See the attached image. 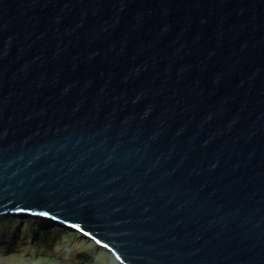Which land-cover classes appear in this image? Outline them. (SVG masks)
I'll return each instance as SVG.
<instances>
[{"label": "water", "instance_id": "1", "mask_svg": "<svg viewBox=\"0 0 264 264\" xmlns=\"http://www.w3.org/2000/svg\"><path fill=\"white\" fill-rule=\"evenodd\" d=\"M120 264H264V0H0V217Z\"/></svg>", "mask_w": 264, "mask_h": 264}, {"label": "rangeland", "instance_id": "2", "mask_svg": "<svg viewBox=\"0 0 264 264\" xmlns=\"http://www.w3.org/2000/svg\"><path fill=\"white\" fill-rule=\"evenodd\" d=\"M2 219L5 221L4 223L9 224L11 221L14 220H19L16 224L15 227V235L14 238H16L18 231H21V227L25 230L26 232V241L25 243H28L30 248H27L25 251L28 256H31L32 260H37L36 263L30 262L28 258H23V262L18 263V258L14 254L7 253L4 255L3 253L1 254L2 251H0V258H5V259H10L13 261H17V264H45L44 259L48 258L47 260H53L56 259L58 260V263H53V264H64L66 261H70V263H73L72 261L76 259V257L81 258L84 261V257L87 256L88 252L94 253V256L91 257V263L93 264H111V261L105 257V255L108 254L102 251L103 249H94L93 244L91 242H87L86 240L81 239L80 237L74 236L75 232L72 233H66L62 235V238L60 241V244H56L58 240H56L54 243L49 244L50 242H47L45 246H41V248H38L37 241L33 240V236L35 235L34 232L32 231V228L35 229V227L38 229V233H42V227L36 225V221L39 220V218H31V217H12V216H3ZM48 221V220H47ZM46 225V227H53L52 229H49L51 231V234L49 236V241L53 240V236L56 235L57 231L59 229V226L56 223H50L47 225V222H43L42 226ZM14 230V229H13ZM38 234V236H40ZM13 234L7 236H1L0 237V247L3 244L7 243H12L11 241H14ZM18 239V237H17ZM33 241H32V240ZM17 242L16 247H14L15 250H19L20 247L17 246H22L24 245V241L22 243L19 242L18 240L14 241V243ZM15 246V245H14ZM46 247V248H45ZM19 253V252H18ZM20 253H23L20 251ZM69 254H77L74 258H71ZM109 255V254H108ZM110 256V255H109ZM111 257V256H110ZM53 258V259H52ZM54 261V260H53ZM82 261V262H83ZM84 264V263H80Z\"/></svg>", "mask_w": 264, "mask_h": 264}, {"label": "clouds", "instance_id": "3", "mask_svg": "<svg viewBox=\"0 0 264 264\" xmlns=\"http://www.w3.org/2000/svg\"><path fill=\"white\" fill-rule=\"evenodd\" d=\"M8 216H12V217H19V218H21V217H31V218H39V220H37V221H45V222H47V225H49L50 223H56V221L54 220V219H52L51 217H47V216H43V215H39V216H36V214H33V213H29V215H22V216H15V215H11V214H7ZM7 215H3V216H7ZM3 216H1L0 218H2ZM48 220V221H47ZM20 222V221H19ZM57 225H58V223H56ZM35 226H36V224H35ZM38 226H40V227H42V225L41 224H39ZM46 226V225H45ZM59 226V228H63V229H66L67 231H68V233H72V232H75V234H74V236H77V237H80V238H83L84 240H86L87 242H91L92 244H93V246H95V247H93L94 249H103L102 251H104L105 253H107L108 252V254L113 258V260L117 263V264H120L119 263V260L115 257V255L111 252V250L110 249H108L107 247H104V246H102V245H100V244H98L95 240H93L90 236H87V235H85V234H83V233H80L79 231H76V230H74L72 227H69V226H64L63 224H60V225H58ZM38 228V227H37ZM36 227H35V229H33L32 228V231L34 232V236H33V240H35V241H37V244H38V248L40 249L41 248V246H45L46 244H44V243H41L39 240H38V229H37ZM42 228H44V227H42ZM15 230V229H14ZM14 230H13V232L11 233V234H13V238H14V235H15V232H14ZM21 231H22V228H21ZM20 230L18 231V233L19 232H21ZM25 232V231H24ZM18 233H17V237H18V239H17V237L16 238H14V241H16V240H18V244H19V242L20 243H22L23 241H24V245H22V246H17V247H20L19 248V250L17 251V250H15L14 249V247H16V245H17V242H15L14 243V241H11L12 243H7V242H5L6 244H3L1 247H0V251H2L1 252V254L3 253L4 255H6L7 253H10V254H14L17 258H18V263L19 262H23L22 261V259L23 258H28V260L30 261V262H33V263H36V261L35 260H32V258H31V256H28L27 255V253H26V249L27 248H30L29 247V245H28V243H25V241H26V238H25V240H23V241H21L20 240V238H19V235H18ZM26 233V232H25ZM10 234V235H11ZM5 236V238H7V236L6 235H4ZM25 236H26V234H25ZM32 240V239H31ZM32 240V241H33ZM61 240V239H60ZM48 242H50L49 244H51V241H49L48 240ZM58 244H60V241H59V243ZM15 245V246H14ZM55 245H56V243H55ZM46 248V247H45ZM107 252H106V251ZM20 251H22L23 253H20ZM19 252V253H18ZM4 255H0V256H4ZM77 254H69V256L70 257H75ZM48 258H45L44 259V261H45V264H53V263H58L57 261L58 260H56V259H53V260H47ZM76 259H77V262H73V263H70V261H66L64 264H80V263H83L82 261V259L81 258H79V257H76ZM79 259V260H78ZM0 264H17V261H13V260H10V259H5V258H0Z\"/></svg>", "mask_w": 264, "mask_h": 264}, {"label": "trees", "instance_id": "4", "mask_svg": "<svg viewBox=\"0 0 264 264\" xmlns=\"http://www.w3.org/2000/svg\"><path fill=\"white\" fill-rule=\"evenodd\" d=\"M5 221L2 219V218H0V237L1 236H4V235H6V236H9L12 232H13V229H15V227H16V224L19 222V220H12L11 221V223H9V224H6V223H4ZM43 222L44 221H36V225H39V224H43ZM42 227H44L41 231H42V233L41 234H39L40 236H38V240L41 242V243H44V244H46L47 242H48V240H49V236H50V234H51V231H53V227H46L45 225H43ZM22 228V227H21ZM49 229H52L51 231H49ZM15 231V230H14ZM25 230L22 228V231L21 232H19L18 233V235H19V238H20V240L21 241H23V240H25V232H24ZM57 231V233H56V235H54L53 236V240L51 241V243H54L56 240H58L57 241V243L56 244H58L59 243V240L62 238V235L63 234H66V233H68V231L66 230V229H63V228H59L58 230H56ZM81 239H83V238H81ZM84 240V239H83ZM94 256V253H92L91 251L90 252H88V254H87V256L86 257H84V261H83V263L84 264H93V263H91L92 261H91V257H93ZM105 257L106 258H108L110 261H111V264H117L114 260H113V258L112 257H110L108 254L107 255H105ZM71 258H74V256L73 257H71ZM79 260V259H78ZM72 262H77V259H75V260H73Z\"/></svg>", "mask_w": 264, "mask_h": 264}]
</instances>
